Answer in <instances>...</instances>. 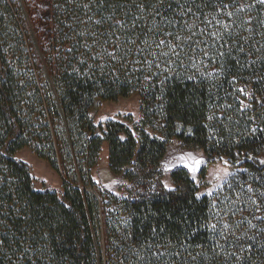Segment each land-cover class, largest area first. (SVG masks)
I'll list each match as a JSON object with an SVG mask.
<instances>
[{
  "label": "trees",
  "instance_id": "16d2710c",
  "mask_svg": "<svg viewBox=\"0 0 264 264\" xmlns=\"http://www.w3.org/2000/svg\"><path fill=\"white\" fill-rule=\"evenodd\" d=\"M136 92L139 139L113 120L99 135L97 103ZM155 119L164 139L144 129ZM173 139L210 160L244 153V171L210 197L178 168L167 190ZM104 142L138 198L96 189ZM25 147L61 194L34 189ZM262 153L263 2L0 0V264H264V163L247 157Z\"/></svg>",
  "mask_w": 264,
  "mask_h": 264
},
{
  "label": "rangeland",
  "instance_id": "374dc122",
  "mask_svg": "<svg viewBox=\"0 0 264 264\" xmlns=\"http://www.w3.org/2000/svg\"><path fill=\"white\" fill-rule=\"evenodd\" d=\"M264 3V0H259ZM96 126H100L99 135H103L106 123L109 120L119 121L127 125L134 136L139 139L136 127L142 126L143 113L141 110V94L136 92L129 97H120L116 101H99L90 113ZM259 120L255 121L256 125ZM162 121L155 119L151 124L144 127L145 131L153 137L164 139L162 131ZM182 126L178 124L177 130L181 131ZM253 128H256L253 126ZM190 131V128L187 130ZM245 154H241L237 161H231L226 156L208 159L202 150L182 147L177 139L171 141L164 158L161 162L162 178L161 181L167 190L173 189L171 173L184 168L189 176L198 184V195L214 197L229 179L236 173L244 171L240 167ZM249 160L256 159L259 163H264L263 153L253 158L247 156ZM15 159L24 162L33 178V187L36 190L46 188L61 194L63 182L60 175L52 169L48 162L40 159L31 147L19 150ZM206 169L205 176L201 177L202 169ZM91 176L96 184V189L102 193L109 191L120 198L136 199L144 193V189L138 182L127 180L123 175L113 173L108 163V144L104 142L99 154L97 164L92 168ZM156 181L150 184V190L155 191Z\"/></svg>",
  "mask_w": 264,
  "mask_h": 264
}]
</instances>
